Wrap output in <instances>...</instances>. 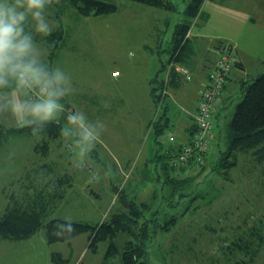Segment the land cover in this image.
<instances>
[{
	"label": "rangeland",
	"instance_id": "374dc122",
	"mask_svg": "<svg viewBox=\"0 0 264 264\" xmlns=\"http://www.w3.org/2000/svg\"><path fill=\"white\" fill-rule=\"evenodd\" d=\"M100 1L113 4L116 11L104 16L82 15L69 4L62 9L52 1L54 31L61 32L60 48L53 61V49L44 40L48 60L64 67L72 79L74 91L67 101L68 110L77 100L89 102L92 112L86 114L104 122L100 142L86 160L77 164L73 145L61 137L59 130L47 129L40 139L32 131L1 136L0 216L12 207L14 199L21 203L27 200L26 194L41 197L43 193L48 219L96 225L110 221L121 209L117 199L124 192L163 213L158 217L163 226L153 229L150 224L144 264H264V165L252 152H236L229 157L233 163L227 175L214 172L212 166L219 162L220 151L226 146L222 136L209 148L205 168L176 166L171 176L179 180L177 185L158 183L156 178L164 179L152 162L156 151L153 133L139 129L140 121L151 116L142 118L132 108L147 106V71L154 74L161 61H168L172 35L176 25L187 22L184 10L190 0H171L175 12L127 0ZM201 11L206 17L187 22L186 37H193L198 50L190 71L192 81L187 86L197 85L229 46L230 56L241 57L248 66L243 73L231 74L221 92L217 117L223 133L244 85L264 73V0H204ZM174 66L184 67L179 63ZM113 71L119 73L116 80H121L122 88L115 87ZM176 113L170 120L181 119V112ZM160 114L153 111L152 119ZM1 124L5 129L19 127ZM167 133L159 138L163 145L169 144ZM185 180L192 182L178 186ZM174 213L178 214L173 217ZM34 235L24 250L27 263L18 258L24 255L20 254L21 240L0 238V264H31L33 252L39 258L43 242H47L44 228ZM127 240L126 235L119 234L115 239L119 254L107 260L109 240L99 243L92 252L87 234L48 245L60 251L68 264H121ZM8 242L13 243L12 248Z\"/></svg>",
	"mask_w": 264,
	"mask_h": 264
},
{
	"label": "trees",
	"instance_id": "16d2710c",
	"mask_svg": "<svg viewBox=\"0 0 264 264\" xmlns=\"http://www.w3.org/2000/svg\"><path fill=\"white\" fill-rule=\"evenodd\" d=\"M52 1L56 6L61 5L62 9L69 4L70 6L76 8L82 15L92 14L95 16H104L110 15L116 11V6L100 0ZM127 1L142 3L149 7L160 9L161 11H176V6L171 0ZM203 2L204 0L189 1L184 10V15L186 17L185 21L189 23V19L206 17V15H204L201 11ZM187 22L176 25L175 31L172 35V44L170 46V50L168 51V61L166 63L161 61V69L154 75L153 78L150 79V97L154 105V109L161 112L152 124L153 141L156 146L152 162L155 163L158 171L160 172L159 175H161L164 179L163 181H160L159 178H156L158 183H163L165 185H177L176 181H179L171 176V172L176 169V165L172 164L169 154L177 153L180 147L185 143H181L180 145L178 144L177 146H167L164 148L159 141V137L166 133L170 123V118L167 115V100L170 95L169 90L180 87L183 82L187 84L192 81L190 63L191 58L194 55V46L191 39L186 37L189 29V24H187ZM60 35V31H53L48 37L44 38L45 42L53 49V52H50V60L52 61L57 56V50L60 48ZM224 47L225 46L222 45V49H224ZM230 48L231 47L229 46V48L225 49H228L227 51L230 52ZM165 51L166 50L163 52ZM157 54L159 55L160 51H158ZM229 57L230 59H233L231 56ZM217 62L218 60L216 59L214 66L211 67L210 71L207 73L206 84L200 94L209 85L210 75L214 73L218 65ZM175 63H179L184 66L189 74V79L183 75L180 67L175 68ZM170 65L171 67H169ZM239 66H241V63L232 62L230 70L224 74L225 77L223 87L224 84L230 82V74ZM200 94L197 99V106L200 100ZM218 104L215 108V114L212 117L215 126V134L213 136V140L209 141V146L211 147V145L215 142H219L222 136H224L223 139L226 141V146L224 151H220L222 154L218 158V160L220 159L219 162H216L212 166L215 167L214 172L222 176L227 175L229 170L232 169V161L229 157L232 153L236 152H252L255 160L264 165V73L259 74L249 83L244 85L242 96L239 102L235 105L231 117L224 125L225 131L223 133L221 132V129H219L220 122L217 115L220 111L218 110ZM62 122L63 117L61 116L56 122H48L42 131H46L47 129L50 131H58L62 126ZM197 123L198 121L194 118V124L191 126L192 131L190 130V137L186 142L190 141L191 136L197 131ZM0 129H3L4 131L0 132V137L2 136L3 138H6L7 136L9 137L10 135H18L22 133L26 134L27 132H31L29 127L21 126L17 128L5 129L1 122ZM169 137L174 138L172 135ZM204 164L197 165L195 162H191L185 165H179V167L181 169L195 167L203 169L206 166ZM189 181L190 180H185V183L182 185L178 183V186L181 187L186 185V183L188 184L192 182ZM25 197L27 200L21 201V203L17 199H14L11 204L12 207L8 209L5 214L0 216L1 239H19L24 241L30 239L41 228H44L45 238L48 244L67 242L79 235L87 234L88 241L90 243L89 248L92 252H96L99 243L109 240L108 249L105 254V259L107 260L119 254L115 244V239L119 234H124L128 237V240L122 250L121 264H144L143 258L147 255L145 248L147 247V236L150 233V224L153 225V229L163 226V222H158L160 218L159 216H162L163 213L160 215L157 210L150 209L147 202L139 203L134 198H130L128 194L124 192H122L117 199V206L118 208L121 207V209L118 210L113 217H111L110 221H104L101 222V224L96 225H88L80 222H67L58 218L48 219L49 208L46 207V203H44L41 199V197L46 199L43 193L41 197H34V195L27 197V194ZM154 198L155 196L152 197V199ZM191 203L193 202L191 201ZM186 208L190 211V206H186ZM183 213L184 211H182L179 215H182ZM177 214L178 213H174L172 216L174 217V215ZM49 258L50 262L53 264H68V260L64 259L60 253H51Z\"/></svg>",
	"mask_w": 264,
	"mask_h": 264
},
{
	"label": "clouds",
	"instance_id": "9594fccd",
	"mask_svg": "<svg viewBox=\"0 0 264 264\" xmlns=\"http://www.w3.org/2000/svg\"><path fill=\"white\" fill-rule=\"evenodd\" d=\"M52 0H0V122L29 127L40 139L48 122L63 117L61 137L73 145L74 162L87 159L104 122L75 104L72 79L48 60L44 38L56 28Z\"/></svg>",
	"mask_w": 264,
	"mask_h": 264
},
{
	"label": "crops",
	"instance_id": "0c3cea01",
	"mask_svg": "<svg viewBox=\"0 0 264 264\" xmlns=\"http://www.w3.org/2000/svg\"><path fill=\"white\" fill-rule=\"evenodd\" d=\"M190 39L193 42V46H194V55L191 58V63H190V66H191L190 70H191L192 66H194L193 59H194L195 55L198 53V50H195L196 47H195V44H194L195 41H193V37H191ZM197 48L199 49V47H197ZM235 59H236V61H237V59L239 60V62L241 63V66H239L237 69L233 70V72L231 74H238V73H241V72L242 73L245 72V70H247L248 66L247 67L244 66L243 59L241 57H236V58H234V60ZM162 62H164V61H162ZM160 69L161 68L158 67L156 72L154 74H150V75H149L150 71H147V74L145 76L144 83L147 86V97L149 99L148 102H147V106L143 107V108L142 107L139 108V107L133 105V107H132L133 110L135 112H137L139 115L140 114L143 115L142 118H147V117L151 116L150 119L147 118V121H144L143 119L140 121L139 129H140V132L142 130V133L146 132V130H145L146 128H147V130H150V132L153 133L152 124L158 118V117H156L155 119H152L153 118V111H155V114H156L157 110L154 109V105H153L151 97H150V90H151L150 79L153 78L154 75ZM113 72H115V71H113ZM231 74H230V76H231ZM202 75H203V77L200 79V81L195 86L193 84L191 86H187V84H186L184 86L182 85L183 89H182V86H180V87H176L175 89H170L169 90V94L170 95H169L168 100H167L168 101L167 102L168 116H169V118H170V116L171 117H176L177 116L176 110H179L181 112L182 116H181L180 120L178 119V117L175 118L174 121L170 120L169 127H168V129L166 131V132H168L167 136H168L169 144L163 145V143H161L164 148H166L167 146H172V145H174V146H177L178 144L180 145L181 143H184V142H186L189 139L190 132L192 131L191 130V126L194 124V113H195V110H196V107H197V99L199 97V94H200L201 90L205 86L206 80H207V74L203 73ZM117 78L118 77H116V78L113 77L114 85H115L116 88H122L121 80H116ZM144 83H142V85ZM121 98H122V100H125V97L122 96ZM81 99H83V97ZM69 105L73 106L71 104H69ZM75 105L77 107H79L80 110H82V111L85 110V113H88V111L90 113L92 112L91 111L92 103H89V102L81 103V102H78V100H77V103ZM126 106L128 107V109L131 112H133V110H132V108H131L129 103H127ZM124 112H126V111L124 110ZM148 120H150V121L148 122ZM173 132H177V134H176L177 136H174L175 134L173 135ZM103 133H104V129L101 128L100 134L102 135ZM171 135L174 136V138H175V139L173 138L174 141H170L169 140V138H170L169 136H171ZM159 141H160V139H159ZM98 142H100V139H99ZM35 236L36 235H33L29 240L20 242V250H21L20 254L21 253L24 254L23 256L18 257L20 262L27 263V260L25 259V255L26 254H25L24 250L27 248V245L29 243H31L33 241V239H35ZM5 243H7V242H5ZM43 243H44L43 249H42V252H39V254H41L39 256V258H38L37 252H33L32 253L31 264H53V263L50 262V258H49L50 254L54 253V252H56V253L60 252V251H53L52 246L48 245L47 242H43ZM8 246L12 248L13 247V243L12 242H8ZM1 256H3V255H0V257Z\"/></svg>",
	"mask_w": 264,
	"mask_h": 264
},
{
	"label": "built area",
	"instance_id": "2783aa9c",
	"mask_svg": "<svg viewBox=\"0 0 264 264\" xmlns=\"http://www.w3.org/2000/svg\"><path fill=\"white\" fill-rule=\"evenodd\" d=\"M230 53L228 51L222 53V56L218 58L217 67L210 75L209 85L200 94V100L196 111L197 131L191 136V140L185 142L177 153H170L169 158L172 164L179 166L185 165L191 162H195L197 165L204 164L206 155L209 153V145L213 140L215 134V126L212 120L215 114V108L219 103L221 96L224 74L227 73L232 65L230 59ZM171 67V65L169 66ZM183 75L189 79L187 70L182 67ZM119 76L118 72H113L112 77ZM173 141V138H169Z\"/></svg>",
	"mask_w": 264,
	"mask_h": 264
}]
</instances>
